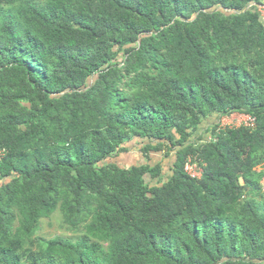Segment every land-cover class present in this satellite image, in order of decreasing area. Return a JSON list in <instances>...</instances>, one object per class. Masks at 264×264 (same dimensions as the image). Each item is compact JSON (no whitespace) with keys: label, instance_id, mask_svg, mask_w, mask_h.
I'll return each instance as SVG.
<instances>
[{"label":"trees","instance_id":"16d2710c","mask_svg":"<svg viewBox=\"0 0 264 264\" xmlns=\"http://www.w3.org/2000/svg\"><path fill=\"white\" fill-rule=\"evenodd\" d=\"M259 2L0 0V264H264Z\"/></svg>","mask_w":264,"mask_h":264},{"label":"rangeland","instance_id":"374dc122","mask_svg":"<svg viewBox=\"0 0 264 264\" xmlns=\"http://www.w3.org/2000/svg\"><path fill=\"white\" fill-rule=\"evenodd\" d=\"M214 121L215 123L218 122V124L221 123L224 126H230V127H237L240 124V120L236 117V115L224 117L221 120L219 119V121H217V118L215 117L214 119H212L211 122H207L206 124H204L202 126L204 130L201 128L198 134L204 135L205 133V135L207 136L206 128H209V126L215 124ZM209 130L211 129L209 128ZM153 157L154 158L150 160L151 163H154L155 161H157L158 159L160 160L161 158V156L158 157V155H155ZM119 159H121V161H118V158L114 160L118 162L121 166H130L131 164H134V163L142 164V163L147 162V159L139 152V150L136 147L134 148V146L131 144H130L129 150L125 153H122ZM171 159L166 160L165 165L163 166L165 168V172L162 175V179L168 178L171 174V170L167 168L168 166L172 165ZM262 167L263 166H260L257 169L261 170ZM263 184H264V177H263ZM36 233L46 238L59 235V236L74 239V238H77L78 236V232H75L73 229H71L68 225L64 223L62 214L59 210L54 211L49 217L42 218L39 224V228L37 229Z\"/></svg>","mask_w":264,"mask_h":264},{"label":"built area","instance_id":"2783aa9c","mask_svg":"<svg viewBox=\"0 0 264 264\" xmlns=\"http://www.w3.org/2000/svg\"><path fill=\"white\" fill-rule=\"evenodd\" d=\"M256 8L255 10L258 11V13L261 16H264V0H260V2L258 4H255ZM231 115H236V117L240 120V124L239 126H246V127H254L255 126V118L251 115L245 114V113H240V112H235L230 114ZM229 116H224V117H229ZM222 117V118H224ZM220 118V120L222 119ZM227 126L222 125L221 123L218 124V127L216 129V131H219L221 129H224ZM230 127V126H228ZM238 127V126H237ZM212 134L208 135V139H211ZM4 156V151L3 149H0V158ZM203 164L200 163V161H198L194 156L189 155L186 159V161L184 162V171L185 173L193 178V179H200L203 173V168H202Z\"/></svg>","mask_w":264,"mask_h":264},{"label":"crops","instance_id":"0c3cea01","mask_svg":"<svg viewBox=\"0 0 264 264\" xmlns=\"http://www.w3.org/2000/svg\"><path fill=\"white\" fill-rule=\"evenodd\" d=\"M249 8H251L252 10H255V8H256V5L255 4H251L250 6H249ZM260 17H261V19L263 20V22H264V16H261L260 15ZM218 121V120H217ZM216 121V122H217ZM206 122H204L203 124H202V126L205 124ZM214 123H215V121H214ZM202 129H204V128H202ZM134 146V148L136 147L138 150H139V148L140 147H138V146H136V145H133ZM129 148H130V145H128V150H129ZM127 152V151H126ZM139 152H140V150H139ZM123 153H125V152H123ZM141 153V152H140ZM122 154V153H121ZM120 154V155H121ZM142 154V153H141ZM120 155L118 156V157H116V158H118V161H121V159H119L120 158ZM143 155V154H142ZM115 158V159H116ZM137 158V157H136ZM141 158V157H140ZM128 162V161H127ZM119 166H121L118 162H116ZM134 163V162H133ZM131 165H138V164H136V163H134V164H131ZM164 165H165V163H164Z\"/></svg>","mask_w":264,"mask_h":264}]
</instances>
